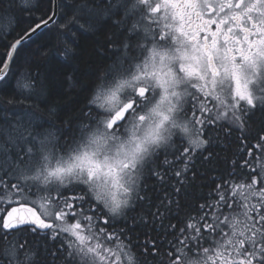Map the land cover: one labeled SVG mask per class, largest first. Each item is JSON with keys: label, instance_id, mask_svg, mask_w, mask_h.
Masks as SVG:
<instances>
[{"label": "snow or ice", "instance_id": "1", "mask_svg": "<svg viewBox=\"0 0 264 264\" xmlns=\"http://www.w3.org/2000/svg\"><path fill=\"white\" fill-rule=\"evenodd\" d=\"M0 264H264V0H0Z\"/></svg>", "mask_w": 264, "mask_h": 264}, {"label": "trees", "instance_id": "2", "mask_svg": "<svg viewBox=\"0 0 264 264\" xmlns=\"http://www.w3.org/2000/svg\"><path fill=\"white\" fill-rule=\"evenodd\" d=\"M104 27L105 26L102 25L100 31H85L81 35V38H80V42H79L80 48L87 53V52H90L94 47H96L98 42H101L103 40ZM57 60L61 61V63H60V70L61 71H67L70 74L75 72L76 75L80 74V68L76 62L64 63L60 57H57ZM75 91H78V89H74L70 92L68 82L65 81V79L62 76H60L57 78L56 83L54 85L53 95L54 96H62L63 99L58 100L57 102L62 107L68 108V107H71V100L75 94ZM37 112L40 115H44V116L47 115L42 104L40 105V108L37 109ZM215 151L217 153H219V156L221 159H223L225 157V155H227L223 151L222 145L218 146L215 149ZM214 166H215V162L207 163V162H203L200 160H198L197 164H196V168L198 170H200L202 173L209 172ZM203 182L204 181H202L200 179L197 180L198 184L203 183ZM205 191H206V189H205Z\"/></svg>", "mask_w": 264, "mask_h": 264}]
</instances>
